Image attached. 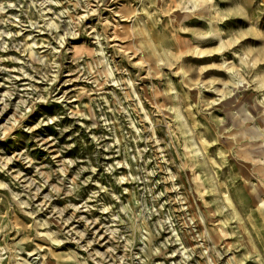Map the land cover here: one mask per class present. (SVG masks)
Here are the masks:
<instances>
[{
	"label": "rangeland",
	"instance_id": "obj_1",
	"mask_svg": "<svg viewBox=\"0 0 264 264\" xmlns=\"http://www.w3.org/2000/svg\"><path fill=\"white\" fill-rule=\"evenodd\" d=\"M0 264H264V0H0Z\"/></svg>",
	"mask_w": 264,
	"mask_h": 264
}]
</instances>
